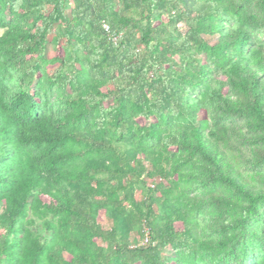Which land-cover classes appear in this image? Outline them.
I'll return each mask as SVG.
<instances>
[{"label": "trees", "instance_id": "trees-1", "mask_svg": "<svg viewBox=\"0 0 264 264\" xmlns=\"http://www.w3.org/2000/svg\"><path fill=\"white\" fill-rule=\"evenodd\" d=\"M0 30V264H264V0H0Z\"/></svg>", "mask_w": 264, "mask_h": 264}, {"label": "rangeland", "instance_id": "rangeland-1", "mask_svg": "<svg viewBox=\"0 0 264 264\" xmlns=\"http://www.w3.org/2000/svg\"><path fill=\"white\" fill-rule=\"evenodd\" d=\"M67 11H68V9H67ZM0 32H1V30H0ZM258 37H259L260 40L264 41V33L259 34ZM50 38H51V37L49 36V37H48V41L50 40ZM45 55H46V57H48V58H50V57H52V56L55 55V51H54L53 47H52L50 44L47 45V47H46ZM238 126H239V125H238ZM135 197H136L137 199L139 198V190H138V189L135 191ZM262 211H263V215H264V208H262ZM100 224H101V226H102L103 228H107V227L110 226V221H109L104 215H101V217H100ZM263 232H264V229H263ZM129 237H130V241H132L133 244L141 245V244L143 243V241H142L143 238L140 237V236H139L137 233H135V232H132V233L130 234ZM162 252H163V253H167V252H169V248H168V247L165 248Z\"/></svg>", "mask_w": 264, "mask_h": 264}, {"label": "built area", "instance_id": "built-area-1", "mask_svg": "<svg viewBox=\"0 0 264 264\" xmlns=\"http://www.w3.org/2000/svg\"><path fill=\"white\" fill-rule=\"evenodd\" d=\"M103 29L105 30V31H107L108 30V27H107V25H103ZM147 241V239L146 238H144L143 239V243H145Z\"/></svg>", "mask_w": 264, "mask_h": 264}]
</instances>
